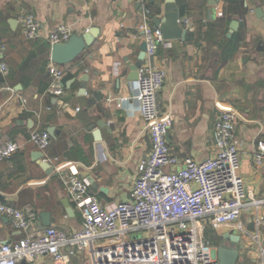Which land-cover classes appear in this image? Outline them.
<instances>
[{
  "label": "crops",
  "instance_id": "crops-1",
  "mask_svg": "<svg viewBox=\"0 0 264 264\" xmlns=\"http://www.w3.org/2000/svg\"><path fill=\"white\" fill-rule=\"evenodd\" d=\"M176 1L186 36L162 44L155 57L167 72L158 101L173 116L171 150L181 160L214 157L215 122L223 112H235L239 174L250 194L263 199L264 160L258 163L255 156L264 142V0H244L247 13L229 24L223 20L225 0ZM165 2L148 0L151 26L150 14L165 16ZM258 8L263 13L258 15ZM30 13L41 26L36 39L23 34L21 20ZM144 13L137 0H0V38L10 68L0 88V145L16 141L21 146L0 161V203L32 208L38 220L31 233L46 227L67 233L81 228V211L66 184L71 164L89 179L103 206L132 198L139 165L152 148L136 98L138 80L128 78L129 62L137 60L145 41L139 28ZM233 20L239 25L228 35ZM62 25L79 35L95 29L97 36L80 56L61 65L65 90L54 96L48 92L53 45L46 35ZM96 91L103 99L89 105ZM119 98L125 99L119 104ZM33 131L50 134L46 150L30 141ZM44 160L52 171L44 168ZM43 213L49 214L48 221ZM209 230L219 240L225 233L241 234L236 264H264V204L243 211L237 222ZM24 235L0 213V244ZM63 252L66 262L42 255L31 264H94L88 251L65 247Z\"/></svg>",
  "mask_w": 264,
  "mask_h": 264
},
{
  "label": "built area",
  "instance_id": "built-area-1",
  "mask_svg": "<svg viewBox=\"0 0 264 264\" xmlns=\"http://www.w3.org/2000/svg\"><path fill=\"white\" fill-rule=\"evenodd\" d=\"M137 1L145 11L139 28L144 34L146 54L138 69L136 98L151 133L152 148L139 165L132 198L103 206L91 192L89 179L79 174L76 165H69L66 184L71 201L81 211V228L67 233L46 227L31 233L38 220L32 208L0 203V213L9 216L13 227L25 233L18 241L0 244V264H20L22 260L33 263L42 255L66 262L69 257L63 252L65 247L88 251L94 264H218L217 245L206 235V229L217 230L237 222L243 211L264 204V198L250 194L239 174L235 112H223L215 122L214 157L203 161L192 157L181 160L172 152L168 135L173 116L163 111L158 101L167 72L155 63L160 46L170 43L159 27L149 24L148 0ZM21 23L26 39L41 36L40 22L34 14L23 16ZM71 34L62 25L46 38L53 45L67 41ZM6 57L7 47L0 38V88L10 72ZM48 69L51 76L48 92L63 95L64 69L53 60ZM124 99L119 98V104ZM30 141L46 150L51 136L47 131H33ZM20 147L16 141L0 145V161L9 159ZM255 159L263 162L264 142L259 144ZM135 233L141 236L131 238Z\"/></svg>",
  "mask_w": 264,
  "mask_h": 264
},
{
  "label": "water",
  "instance_id": "water-1",
  "mask_svg": "<svg viewBox=\"0 0 264 264\" xmlns=\"http://www.w3.org/2000/svg\"><path fill=\"white\" fill-rule=\"evenodd\" d=\"M216 2V0H211L212 4H216ZM139 5L140 4L138 3V6ZM256 12L258 15L263 13L261 8H258ZM149 17L154 21L155 26L161 29L163 36L167 41L184 38L186 36L187 30L181 23L179 6L176 0H166L165 16L163 18H157L152 14H150ZM238 25L239 21L233 20L230 24V33L228 35L236 30ZM96 36L97 34L95 29H89L81 35L72 33L67 41L53 44L51 59L60 65L73 61L75 58L80 56L89 45L92 44ZM145 54L146 42L144 41L140 46V52L137 60L135 62H129L130 74L128 78L130 80L139 79L138 69L143 63ZM102 99V92L96 91L94 96L89 99L88 103L89 105H92L96 101H101ZM49 133L53 135L54 129L50 128ZM42 163L47 172L53 170L47 161L44 160ZM67 205L71 207L69 202ZM42 216L45 221H48V213H43ZM241 249V234L235 231L223 234L219 245L217 246V255L219 259L218 264H236ZM20 264H31V262L22 260Z\"/></svg>",
  "mask_w": 264,
  "mask_h": 264
},
{
  "label": "trees",
  "instance_id": "trees-1",
  "mask_svg": "<svg viewBox=\"0 0 264 264\" xmlns=\"http://www.w3.org/2000/svg\"><path fill=\"white\" fill-rule=\"evenodd\" d=\"M225 3H226V6L224 10L223 20L225 21L226 24H229L230 21L235 16H239L243 18L248 11L247 7H245L244 5V0H225ZM207 229L208 230H207L206 235L211 240H213L215 244H217L216 242H218L219 239L217 238L216 234L213 231L209 230V227Z\"/></svg>",
  "mask_w": 264,
  "mask_h": 264
},
{
  "label": "rangeland",
  "instance_id": "rangeland-1",
  "mask_svg": "<svg viewBox=\"0 0 264 264\" xmlns=\"http://www.w3.org/2000/svg\"><path fill=\"white\" fill-rule=\"evenodd\" d=\"M141 235H140V233H135V234H131V238H133V239H135V238H138V237H140ZM220 241V240H219ZM219 241L218 242H216L217 244V246L219 245Z\"/></svg>",
  "mask_w": 264,
  "mask_h": 264
}]
</instances>
